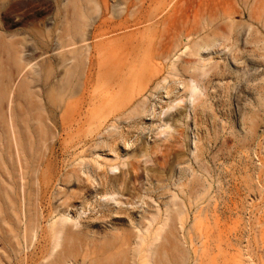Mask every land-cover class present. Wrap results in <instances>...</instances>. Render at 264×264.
<instances>
[{
  "label": "rangeland",
  "instance_id": "1",
  "mask_svg": "<svg viewBox=\"0 0 264 264\" xmlns=\"http://www.w3.org/2000/svg\"><path fill=\"white\" fill-rule=\"evenodd\" d=\"M169 209L152 264H264V0H0V264Z\"/></svg>",
  "mask_w": 264,
  "mask_h": 264
},
{
  "label": "bare ground",
  "instance_id": "2",
  "mask_svg": "<svg viewBox=\"0 0 264 264\" xmlns=\"http://www.w3.org/2000/svg\"><path fill=\"white\" fill-rule=\"evenodd\" d=\"M146 19V16L141 17L134 21V25ZM128 24L129 21L126 20L120 30L127 28ZM110 30L118 31L115 28ZM78 34L84 37L83 32L80 31ZM73 45L76 43H70L67 46ZM13 140L19 148L16 132L13 135ZM74 197L72 196V198ZM72 204L75 203L71 201L70 206ZM171 216L172 211L169 209L165 215H159L149 225L139 223L133 227V230H138L137 233L129 228H119L123 219L113 218L108 221L101 217L95 219L92 224L80 228L77 222L63 216L53 225V245L44 260L47 261L46 264H68L71 262L79 264L78 257L74 252L81 250L83 251L81 264H124V262L127 264H152L155 246L161 240ZM144 219L147 218L144 217ZM26 227L34 235L38 224L31 222V226L27 224Z\"/></svg>",
  "mask_w": 264,
  "mask_h": 264
}]
</instances>
